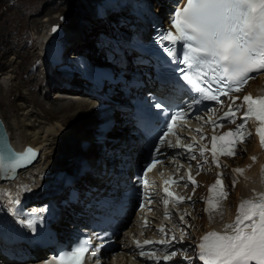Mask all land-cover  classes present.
Instances as JSON below:
<instances>
[{"label":"bare ground","instance_id":"obj_1","mask_svg":"<svg viewBox=\"0 0 264 264\" xmlns=\"http://www.w3.org/2000/svg\"><path fill=\"white\" fill-rule=\"evenodd\" d=\"M69 1L76 3L75 0ZM148 1L151 0H146V2ZM173 1L175 0H153V11H155L156 16L158 18H163L167 10L173 5ZM124 2L125 0H92V8H90L89 11L90 18L88 19V16L87 18L84 17L87 14H80L75 22V27L72 28H69L67 23L65 24L66 20H58L59 13L57 14L56 12L54 16L46 17L41 24H34L36 27H34L35 32H33V36L38 41V47L36 40L32 38L31 49L25 48L21 52L18 50L21 45L12 41L9 34L11 31L10 27L14 23L13 21H15V18H13L12 23H5L3 27H1L2 30L0 29V45L4 47H13V49H9L10 51L6 54L8 55V59L1 60L3 58L0 54V71L5 69L3 71L5 73L3 79L0 78V117L4 121V125L6 124L5 129L8 133L6 139L9 140L15 148L29 144L37 149V154L32 163L23 166L17 177L13 178L10 182L0 184V187L6 188L9 186H18L19 183L16 179L26 181L30 199L26 203L27 210L23 208L19 209V213L24 220L30 217L29 209L37 210V207H35L37 204L47 201L46 197L42 198L34 192L33 183L29 180L27 174L35 179V184L39 182L41 184L48 183L51 185L53 184L55 171L58 170L70 175L73 178V183L78 187L84 188L85 183H91L92 185H97L99 188H112L115 187V184H113L115 180L117 179L116 182L120 180L118 173L114 175V172L118 171L116 167L120 163V160L124 159V161L134 163L137 157L142 155L143 149L138 142V135L132 132L134 126L130 118L126 115V110L123 109L121 111L115 109L113 112L110 111L104 114L105 117L113 121V124L109 125L107 129L108 131L105 132L99 129L97 125V122L102 119L98 113L100 110L95 108L94 98L88 97L83 87L77 88V86L67 87L61 85L63 80L71 82V79L63 73L56 72L49 63L45 66L40 63L39 67L36 65L38 61L44 58L40 50L43 47L44 41L48 40L50 26L54 22L62 26L63 35L62 39H59V41L51 42L50 49L52 51L60 48L59 42L62 40L66 49H72L70 53L84 51L93 57V54H96L97 50L102 52L105 46L100 48V46L95 43L92 47L91 43H88L90 41L92 42V40H87L91 38L90 35L94 33V26L96 27L97 24H100V27L107 26L110 29H113L115 26L109 23L103 25L102 22L100 23L97 21L100 20V18L94 13V3L98 4V8L101 9L100 12L102 14H107L105 13L107 10L106 8L120 7ZM39 6V4H34L32 7L38 8ZM43 7L45 6L43 5ZM43 7L33 10H35L36 13L42 12L44 11ZM8 9L12 11L9 13L11 16H15L18 13L23 14L22 11H16L9 7ZM50 12L51 10L46 11L48 14ZM73 17L74 15H71V18ZM81 18L82 20L86 18L88 21L85 19L80 21ZM92 19L95 21L94 25L91 21ZM119 22V20L116 21V27L124 29V24L119 25ZM46 27L47 29H45ZM5 33L9 35V37L5 38ZM85 41H87V44ZM95 41H99V39L96 38ZM33 43L36 50L32 49V46H34ZM14 47H17V50ZM81 47H83V49L79 50ZM13 56H16V59L11 61ZM31 57H35L32 63H30V70L33 71L29 72L26 77L23 78L21 71L25 68L27 59H31ZM7 67L8 69H6ZM38 68L41 70V73L44 71L46 74L37 73L38 71L36 70ZM42 77L45 82H42ZM52 82H56L59 85H55ZM256 82H258V79L251 80L248 87L237 93L236 97L238 99L236 103H241L243 97L246 95L257 96L254 92ZM39 85L49 86V88L44 91V94L41 93L40 96L42 97L37 93ZM52 88H57L54 99H52V97L50 98V91ZM13 91H19V95L13 98L14 100H4L5 102L3 103L7 108H3V97L7 93L12 94ZM116 98L119 99L120 97L117 95ZM120 101L122 102L121 99ZM103 102L109 103L110 106L114 108V104L109 100L104 99ZM229 104L230 103L222 105L220 109L228 110ZM9 117L13 119V123L10 124L9 122L7 125L8 121L6 123L5 120H8ZM257 123L259 126V122ZM82 124H84V127H81ZM123 127H127L128 132L123 133ZM257 127L254 128V132L250 129L249 133L251 132L252 135L248 138V142L244 143V154L246 155H238L223 162L222 170L228 173L227 177L230 180H232L230 173L235 177V174L230 170L231 164H238L243 168L242 175L239 176L236 186L231 185V194H229L228 200L226 201V213H223V220H228L229 223L234 221L237 215V207L242 200H255L260 193H264V173H262V169H264V148L261 147L259 136L256 133ZM13 130H15L17 134H14ZM99 135H106L107 137L103 138L101 136V139H98L97 137ZM83 142H87L85 147L83 146ZM8 156L9 161H12L15 157L13 155ZM253 157H255L254 161L252 159ZM82 159H85L89 163V167L80 174V171L76 170V168ZM103 163L107 166L112 163L111 165L113 168L111 169L112 173L110 175L108 174L109 168L106 166L103 167ZM214 176V169L207 173L202 172L199 174V178L205 181L213 179ZM110 179H112V181L108 184ZM22 187L24 188L23 185ZM202 188H197L195 194L199 196L203 195L200 194ZM105 192L106 191L102 193ZM194 195L192 196L194 197ZM21 200L24 201L23 198ZM73 207L79 208L78 205L70 203L69 205H64L61 209V218L58 220V231L61 234H70L74 232V228L78 227L87 219L85 211L88 210L87 208L84 209L82 206V212L76 215V211L72 210ZM38 212H42V210L36 211L34 214L36 215ZM187 213L189 215L185 216L184 221H189L191 223L192 226L187 229L191 235L199 234L202 230L213 226H215L218 232L224 231V225H212L209 223L205 217L202 202H195L194 205H190L187 209ZM135 216L136 213L133 215L132 219ZM129 229H135L134 223ZM59 238L61 239L62 236L59 235ZM192 239L197 241V236H194ZM25 249L29 250V257L21 260L27 261L25 264H31L36 258L38 259L39 256L40 260L42 258L41 255L44 254L40 248L32 249L25 247ZM31 255H34V257ZM192 261L193 264H195L199 259L198 257H194ZM13 262L16 264L18 260L13 259ZM133 263L134 261L131 255L126 252L121 253L116 259V264Z\"/></svg>","mask_w":264,"mask_h":264},{"label":"snow or ice","instance_id":"obj_2","mask_svg":"<svg viewBox=\"0 0 264 264\" xmlns=\"http://www.w3.org/2000/svg\"><path fill=\"white\" fill-rule=\"evenodd\" d=\"M173 31L159 34V42L165 43L167 55L171 58L168 63L174 65V72L180 73V78L188 86L187 91L197 93L193 97V104H199L203 100H212L223 103L221 96H227L231 100L228 110L222 117H217L220 121L206 120V124H211L213 128L223 127L224 123H235L238 112L243 109L240 117L241 122L236 124L234 129L223 133L219 137L213 135V147L211 156L213 163L219 166L217 159L216 140L225 141L227 137L232 139L226 143L230 147L226 149L225 144L220 145V153L224 156H234L237 154V145L250 137L247 124L250 120L259 122L256 133L259 136L261 147L264 148V98H252L246 95L240 104L234 92H240L243 84L250 78L252 72L264 71V0H186L183 7H177L170 17ZM57 28H53L56 32ZM182 65V67H180ZM153 107L161 109V114L166 110V105L161 100H155ZM214 112V109H209ZM183 110L171 114V121L167 122L165 131L159 136L160 145L166 142V137L172 133L173 122L178 119H185ZM200 131V129H197ZM203 138V137H202ZM176 148L182 147L179 141ZM186 150V159L196 160L193 152L195 144L183 146ZM204 147H200V155L205 152ZM10 151V150H9ZM161 148L156 145L154 151L150 153V163L146 165L145 172L151 171L159 162L158 157ZM15 156V154H11ZM178 155V154H177ZM21 157H17L19 161ZM22 159L31 162V150H27ZM253 161L255 157L252 158ZM207 162V161H205ZM17 164H12L14 169ZM191 168V165H189ZM202 168L197 164V170ZM234 173L241 174L242 169H234ZM264 173V169H262ZM183 179V178H181ZM188 181L194 186L195 180L189 174ZM143 176L138 177V183H144ZM179 183V181H173ZM235 181H233V186ZM187 186V185H185ZM221 188L219 195L213 201L209 196L206 200L205 212L208 214L209 223H215L216 217L223 219V201L228 193L222 188V179L219 177L215 183L210 185L209 191ZM164 192L171 197L173 194L167 188ZM191 201V197H178L177 204ZM151 203V200H148ZM165 205L168 203L164 201ZM189 215L185 213V216ZM185 216H181V222ZM38 218L32 214V218L21 221L33 231H36V220ZM160 231H163L161 228ZM175 237H173V240ZM183 239V237H181ZM154 243L145 240L144 244ZM160 245H165L168 249L163 255V261L168 264H182V261H173L177 255L174 245L169 240L157 241ZM138 248H143L136 242ZM90 241L82 239L77 246L70 251L64 250L58 256H54L46 264H83L85 253L89 251ZM184 253L187 264H193L191 258L187 256V249H180ZM145 256L144 251L140 252ZM154 264H159L160 257L155 252L147 254ZM197 257L203 264H264V193H260L255 200L244 199L237 207V215L232 223L224 224V231L218 233L211 231L206 233L197 245Z\"/></svg>","mask_w":264,"mask_h":264},{"label":"rangeland","instance_id":"obj_3","mask_svg":"<svg viewBox=\"0 0 264 264\" xmlns=\"http://www.w3.org/2000/svg\"><path fill=\"white\" fill-rule=\"evenodd\" d=\"M71 1H73V0H71ZM151 1L153 2V0H151ZM75 2L76 3H72L69 0H0V29L2 30L1 27H3V25L5 23L6 24L12 23L13 18H15V21H13L14 23L10 27L11 28V31L9 33L10 37H11L10 39L12 41H14L16 44H20L21 45V47L18 49L20 52L22 50H24L25 48L31 49L32 38L35 39V37L33 36V32H35V28L34 27H36V26L34 24H41V22H43V20L46 17L48 18V17H51L52 15L54 16L55 13L57 12V14L59 13L58 14L59 15L58 20H59V18H65L66 19V21L64 20L65 24L67 23L68 24L67 26L69 28L75 27V22H76V20H77V18H78V16L80 14L81 15L87 14L84 17L87 18V16H88V19L90 18L89 11H90V8H92V4H91L92 0H90V1L89 0H75ZM34 4H39L40 5L39 7H43V5H44L45 6V7H43L44 11L36 13L35 10H37L39 7L38 8L32 7ZM8 7L11 8V9L13 8L16 11H22L23 14L22 13H18L15 16L12 15L13 16L12 17L11 15H9V13L12 12V11H9ZM33 9H35V10H33ZM45 10L46 11L47 10H51V12L48 14V13H46ZM113 13L114 14H112V16H111V18L113 20L107 18V19H103V20L100 19V20H97V21L100 22V23L102 22L103 25L109 23V24H112L113 26H116V18L119 16L120 13H119V11H114ZM92 14H93V12H92ZM71 15H74V17L71 18ZM86 18H83V20L85 19L86 21H88V19H86ZM81 20H82V18L80 19V21ZM91 21L93 22V25H94V22H95L94 19H92ZM99 25L100 24H97L96 27L94 26V28H95L94 30L95 31H94V33H92L90 35L91 38H89L87 40V41L92 40V42L91 41L88 42L89 44L91 43L92 47H93V44H95V40L97 38V32L99 30H101L100 29L101 27ZM45 29H47V27ZM106 29H108L107 26L103 27V30H106ZM4 32H5V28H4ZM7 37H9V35H7L5 33V38H7ZM85 40H86V38H85ZM87 41H85L86 44H87ZM36 42H37V47H38V41L36 40ZM33 45H34V43H33ZM14 48L17 50V47H14ZM9 49L12 50L13 47H7V46L4 47V46L0 45V54L2 55V58H3L1 60L8 59V55H6V54L10 51ZM32 49L36 50L35 49V45L32 46ZM81 49H83V47H81L79 50H81ZM99 53L101 54L102 52L99 51ZM14 59H16V56H13L11 61H13ZM34 59H35V57H31V59H27V63L25 64V68H23V70L21 71V75H22L23 78L26 77V75L29 72L33 71V70H30V63H32V61ZM20 60H21V58H20ZM6 69H8V67ZM4 70H1V71L3 72ZM1 71H0V73H1L0 78L3 79V75L5 73L4 72L2 73ZM36 71H38L37 73H41V70L39 68ZM41 74H45V73L42 71ZM43 79L44 78L42 77V82H45V80H43ZM52 83L55 84V85H59L56 82H52ZM48 88H49V86H47V85H39V88L37 89L38 95L40 96L41 93L44 94V91L46 89H48ZM59 89H61V88H59ZM56 90H57V88H52L51 89L50 98L51 97H52V99L55 98ZM7 94H6L7 96L5 95L3 97L4 99L2 100V103L5 102L8 99L14 100L13 98H16L19 95V91H13L12 94H10V93H7ZM40 97H42V96H40ZM74 97H77V96H74ZM0 99H1V97H0ZM3 104H2V107L3 108H7L6 105L5 104L3 105ZM8 109H10V108H8ZM7 121H8V123H7ZM12 121H13V119L11 117H9L8 120L7 119L5 120L7 125L9 124V122H10V124H12L13 123ZM81 127H84V124H82ZM122 129H123L122 130L123 133L124 132H128V128L127 127H125V128L123 127ZM13 132H14V134H17L15 130H13ZM108 142H110V141H108ZM240 155H246V154H244V149H242ZM232 193H233V191H232ZM22 251L23 250H17L16 252H22ZM17 263L18 264H21V263L25 264V263H27V261L26 262L25 261H18V262H16V264ZM12 264H15V262L12 261Z\"/></svg>","mask_w":264,"mask_h":264},{"label":"water","instance_id":"obj_4","mask_svg":"<svg viewBox=\"0 0 264 264\" xmlns=\"http://www.w3.org/2000/svg\"><path fill=\"white\" fill-rule=\"evenodd\" d=\"M73 239H74V237H73V238H71V240H70V241L72 242V241H73Z\"/></svg>","mask_w":264,"mask_h":264}]
</instances>
